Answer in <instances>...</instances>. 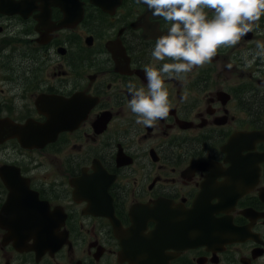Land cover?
Listing matches in <instances>:
<instances>
[{
    "label": "flooded vegetation",
    "instance_id": "1",
    "mask_svg": "<svg viewBox=\"0 0 264 264\" xmlns=\"http://www.w3.org/2000/svg\"><path fill=\"white\" fill-rule=\"evenodd\" d=\"M256 23L165 79L169 114L146 127L128 86L172 62L151 55L165 20L137 0H0V264H264Z\"/></svg>",
    "mask_w": 264,
    "mask_h": 264
},
{
    "label": "clouds",
    "instance_id": "2",
    "mask_svg": "<svg viewBox=\"0 0 264 264\" xmlns=\"http://www.w3.org/2000/svg\"><path fill=\"white\" fill-rule=\"evenodd\" d=\"M145 4L154 16L165 20L170 27L160 36L152 50L156 61L170 59L157 69L144 67L147 91L129 84L131 95L128 107L136 123L146 127L167 118L169 93L165 79L182 80L195 67H202L215 58L221 46H235L254 28L264 15V0H137ZM211 12V18H209ZM251 56V59H249ZM250 67L257 59L264 61V41H256V49L243 55ZM231 69L232 65H226Z\"/></svg>",
    "mask_w": 264,
    "mask_h": 264
}]
</instances>
